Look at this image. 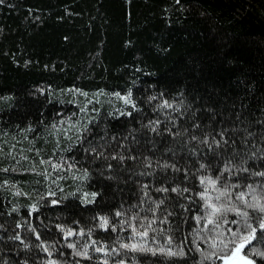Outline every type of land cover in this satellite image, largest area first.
Listing matches in <instances>:
<instances>
[{"label":"snow or ice","instance_id":"obj_1","mask_svg":"<svg viewBox=\"0 0 264 264\" xmlns=\"http://www.w3.org/2000/svg\"><path fill=\"white\" fill-rule=\"evenodd\" d=\"M137 79L122 90H56L77 107L52 119L44 116L49 95L59 99L51 85L13 98L7 120L0 107V135L16 129L14 144L0 141V161H9L0 172L30 173L37 185L0 180V264H136V253L151 264H264V106L245 102L243 80L234 98L195 87L137 96ZM42 130L48 151L36 144ZM121 183L130 195L111 215L87 207ZM74 202L93 213L90 226L44 224L43 211H59L49 206ZM95 229L117 236L97 240Z\"/></svg>","mask_w":264,"mask_h":264},{"label":"trees","instance_id":"obj_2","mask_svg":"<svg viewBox=\"0 0 264 264\" xmlns=\"http://www.w3.org/2000/svg\"><path fill=\"white\" fill-rule=\"evenodd\" d=\"M181 3L184 9L174 0H6L0 4V97L9 98L0 100V107H5L6 120L17 110L13 98L31 99L28 94L38 88L51 85L56 91L75 85L89 92L122 90L134 72L138 78L134 88L140 89L137 96L151 87L173 94L181 89L191 92L195 87L235 98L243 95L235 88L243 80L245 102L253 109L264 106V0ZM56 96L59 99L49 95L45 117L55 118L61 110L62 115L76 111V105L66 102L71 96H60L59 91ZM39 99L43 101V96ZM32 112L35 116L34 108ZM3 131L6 135H0V141L14 144L16 129ZM45 141L42 130L36 144L48 151L52 144ZM8 163L0 161V168ZM5 178L37 187L30 173L0 172V180ZM90 183L96 190L95 180ZM121 188L124 190L108 189L102 193L103 200L97 197L98 203L87 207L111 215L109 206L130 195L123 183ZM3 195L6 193L0 192ZM49 207L59 211H43L45 225L57 217L59 222L71 224L75 218L84 226L91 224L93 213L81 212L84 206L78 202L67 209ZM93 235L113 242L117 233L95 229ZM144 255L135 254L136 264H151ZM127 259L131 264V257Z\"/></svg>","mask_w":264,"mask_h":264}]
</instances>
